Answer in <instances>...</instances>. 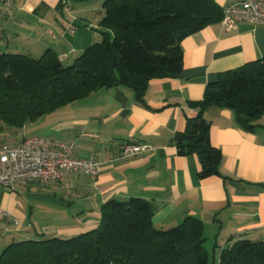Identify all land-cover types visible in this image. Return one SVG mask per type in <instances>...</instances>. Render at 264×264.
<instances>
[{"label":"crops","instance_id":"0c3cea01","mask_svg":"<svg viewBox=\"0 0 264 264\" xmlns=\"http://www.w3.org/2000/svg\"><path fill=\"white\" fill-rule=\"evenodd\" d=\"M214 1L224 15L244 0ZM65 4L66 0H11L9 6L0 2V49L15 52L27 45L36 35L32 26L41 27L47 16L56 15ZM71 22L54 41L60 52L51 49L60 60L71 57L73 63L100 37L99 25L92 27L84 16ZM79 26L84 29H77ZM180 48L179 76L150 80L142 101L125 86L102 89L39 120L46 125L47 118L57 116V122L48 125V136L23 134L19 138L74 142L75 157L94 161L99 173L95 179L68 173L52 185L16 184L13 189H1L0 209L15 221L0 214V226L15 228L13 233L1 230L0 253L8 245L7 238L32 230L29 225L22 233L24 220L34 211V206H27L29 202L44 206L45 215L56 222L49 221L50 232L66 238L95 229L100 208L107 201L141 198L150 202L152 222L159 229L194 217L203 223L204 237L215 241L214 245H224L231 238L264 241V115L258 127L245 132L230 110L214 106L204 110L210 123V143L222 155L220 177L200 180L198 158L179 156L173 146L175 135L196 115L193 104L203 98L206 85L216 75L264 58V26L239 22L226 31L219 22L187 36ZM125 145H145L147 149L124 158ZM18 191L25 193L26 203L19 201Z\"/></svg>","mask_w":264,"mask_h":264},{"label":"trees","instance_id":"16d2710c","mask_svg":"<svg viewBox=\"0 0 264 264\" xmlns=\"http://www.w3.org/2000/svg\"><path fill=\"white\" fill-rule=\"evenodd\" d=\"M102 9L99 42L69 66L51 48L38 58L0 50L1 124L22 129L94 92L120 86L142 101L150 80L181 73V41L223 18L214 0H105ZM210 106L233 112L245 132L258 127L264 115V58L216 75L193 104L196 115L175 135L177 154L198 158L200 180L221 176L222 155L210 143V123L203 116ZM152 215L147 200L112 199L101 206L95 229L69 238L13 240L0 253V264H208L199 219L186 217L178 226L159 229ZM214 248L212 264H264V241L231 238Z\"/></svg>","mask_w":264,"mask_h":264},{"label":"built area","instance_id":"2783aa9c","mask_svg":"<svg viewBox=\"0 0 264 264\" xmlns=\"http://www.w3.org/2000/svg\"><path fill=\"white\" fill-rule=\"evenodd\" d=\"M11 0H0L5 6ZM239 22L264 26V0H244L224 12L220 22L224 30L234 29ZM145 145H125L122 157L141 154ZM77 145L74 142L50 140L29 136L14 146L0 149V190L13 189L16 184L52 185L60 182L65 174L78 173L95 179L99 173L98 164L92 160L75 157ZM0 214L15 220L0 209Z\"/></svg>","mask_w":264,"mask_h":264},{"label":"rangeland","instance_id":"374dc122","mask_svg":"<svg viewBox=\"0 0 264 264\" xmlns=\"http://www.w3.org/2000/svg\"><path fill=\"white\" fill-rule=\"evenodd\" d=\"M104 0H88V1H77V0H66L65 6H63L62 11L57 13L56 15H49L45 18L44 24H41L42 26L37 28L32 26L33 30L35 31L36 35L33 37V40H29V43L25 45L22 48L16 49L15 52L20 54H26L33 58H38L40 54H42L47 48H52L56 50L57 52H60L57 44L54 43L56 41L62 30L67 27V24L71 22V19L77 17V16H84L86 19H88V22L91 24L92 27H96L99 25L101 14V4ZM72 23V22H71ZM88 23V24H89ZM84 27H78L77 29H81ZM38 30V31H37ZM29 31V30H28ZM2 50V49H0ZM61 54V53H60ZM64 66H69L71 62V57L68 59L62 58L61 59ZM47 117V116H46ZM49 123L46 125L39 124V121L35 123H28L24 128L22 129H14L8 126H4L0 123V149L4 146H14L18 144L19 140L22 138L21 136L29 135V134H39L41 136H48V125H53L55 122H57V116H51L50 118H47ZM48 128V129H47ZM17 130V131H15ZM21 137V138H20ZM20 138V139H19ZM18 140V141H17ZM19 194V201L26 203V198L24 197L25 193H21L18 191ZM34 206V211L32 213V217L24 220V228L22 230V233L24 232L25 228L29 225L32 227V230L27 233L26 235H18V237H15L14 239L7 238L8 244H10L13 240L19 241L24 239H47L52 237H59V238H66V236H60L57 233H51L52 228H50L51 224H49V221L52 223L54 222L52 218L47 217L45 214V207H41L37 202H29L27 203L28 207ZM31 223V224H30ZM33 224V225H32ZM61 224V223H60ZM65 224V223H64ZM8 226V224H6ZM55 226V225H53ZM0 226V233L1 230H5L4 232L10 231L13 233V227L12 225L8 227L7 229ZM43 230V235H39L38 233L41 232L40 230ZM37 230V232H35ZM4 235V234H3ZM6 237H9L13 234H5ZM2 238V237H1ZM214 242L210 239H207L205 242V250L208 254V264H212V260L214 257Z\"/></svg>","mask_w":264,"mask_h":264}]
</instances>
